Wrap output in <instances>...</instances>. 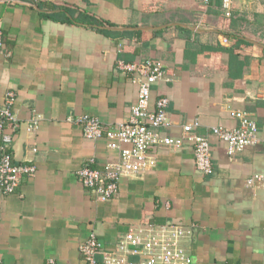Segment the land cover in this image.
<instances>
[{
	"label": "crops",
	"instance_id": "1",
	"mask_svg": "<svg viewBox=\"0 0 264 264\" xmlns=\"http://www.w3.org/2000/svg\"><path fill=\"white\" fill-rule=\"evenodd\" d=\"M67 6L94 13L111 33L62 21L56 13ZM0 30V97L17 96L14 161L37 165L0 195V264H85L79 246L92 232L110 245L131 226L167 222L190 230L193 264H264V181L247 185L264 174V0H235L231 15L222 0H0ZM237 38L246 42L233 56ZM145 59L170 77L150 100L154 109L168 98L164 134L180 136L196 119L200 134L232 128V111L244 110L262 141L231 156L212 135L209 175L197 169L192 146L155 148L151 172L122 177L117 195L99 201L76 171L92 157L103 168L119 151L106 137L86 138L67 117L97 116L104 130L128 119L141 77L122 63Z\"/></svg>",
	"mask_w": 264,
	"mask_h": 264
},
{
	"label": "built area",
	"instance_id": "2",
	"mask_svg": "<svg viewBox=\"0 0 264 264\" xmlns=\"http://www.w3.org/2000/svg\"><path fill=\"white\" fill-rule=\"evenodd\" d=\"M234 1L222 0V7L227 15L232 14ZM2 43L3 35L0 30V47ZM122 67L141 77L138 100L132 106L128 119L112 129L104 130L101 119L97 116L70 114L67 117V120L82 125L86 138L98 140L106 137L108 147L119 151V159L108 162L103 168H97L96 158L92 157L76 171L78 179L95 192L99 201H106L117 195L122 177L140 178L153 170L157 165L152 152L155 148L179 151L190 145L197 169L209 175L214 170L212 135L226 143L227 152L231 156L262 141L257 122L244 110L232 111V117L239 120V125L232 128L214 126L211 133L200 134L196 131L200 121L196 119L182 126L180 136L164 134L162 129L170 124L168 98H158L156 107L150 108L153 86L160 81L170 80L163 64L145 59L136 63H122ZM16 97L14 90L6 91L0 97V195L15 192L23 174L33 176L37 171L34 163L17 164L14 161V137L9 128L14 127L17 121L14 112ZM37 128L38 118L33 117L29 129L33 131ZM259 181H264V174L251 176L247 179V185L254 186ZM189 233V229L176 222L139 224L131 226L110 245L92 232L80 244L79 249L85 264H193V256L186 245ZM46 264L59 262L55 258H49Z\"/></svg>",
	"mask_w": 264,
	"mask_h": 264
},
{
	"label": "trees",
	"instance_id": "3",
	"mask_svg": "<svg viewBox=\"0 0 264 264\" xmlns=\"http://www.w3.org/2000/svg\"><path fill=\"white\" fill-rule=\"evenodd\" d=\"M56 15L65 22H82L86 25H93L94 27L98 28L100 25H105V20L101 19L100 17L96 16L94 13H90L88 11H84V9H78L72 6H67L64 8L63 11L57 12ZM100 31L111 33L109 31H105L103 28H98ZM136 34H142V31H136ZM243 39L237 38L235 44L232 47H228L231 51L233 56H239V53L236 51V48H239L243 43H245ZM152 171V170H151ZM150 171V172H151Z\"/></svg>",
	"mask_w": 264,
	"mask_h": 264
}]
</instances>
